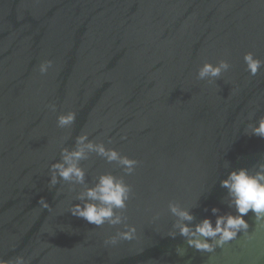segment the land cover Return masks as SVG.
Listing matches in <instances>:
<instances>
[{"label":"water","instance_id":"obj_1","mask_svg":"<svg viewBox=\"0 0 264 264\" xmlns=\"http://www.w3.org/2000/svg\"><path fill=\"white\" fill-rule=\"evenodd\" d=\"M247 52L264 61L260 0H0V260L264 264V219L252 212L246 232L209 253L189 246L171 211H190L193 227L215 222L235 211L221 181L264 170V137L252 131L264 118V65L251 75ZM220 60L227 71L199 76ZM68 112L74 122L59 126ZM84 133L135 170L88 152L84 183L52 184V166ZM104 173L131 187L119 224L72 211Z\"/></svg>","mask_w":264,"mask_h":264},{"label":"clouds","instance_id":"obj_2","mask_svg":"<svg viewBox=\"0 0 264 264\" xmlns=\"http://www.w3.org/2000/svg\"><path fill=\"white\" fill-rule=\"evenodd\" d=\"M264 3V0H260ZM244 62L247 71L251 75L257 74L264 61H261L252 52L244 55ZM50 63V62H48ZM48 64L41 66V71L47 70ZM227 60H220L218 64L205 63L199 71L201 78L219 77L222 72L229 69ZM75 112L61 114L58 117V124L61 127L70 125L75 120ZM253 133L264 137V118L259 120L258 126L252 129ZM88 152H96L104 156L109 162L118 161L128 174H131L137 165L135 159L121 155L115 148L107 147L103 142L96 143L88 139V134L84 133L77 138V147L63 152V160L54 164L52 184L57 182V175L65 181H75L84 183L85 170L80 165V161L86 158ZM221 186L228 189L229 204L235 211L218 215L215 222L210 217L204 218L193 227L184 221L194 220L193 214L187 209H181L176 205L171 207V211L180 218L176 227L180 234L188 237V244L200 252H213L218 247L236 239L241 233L249 229V221L246 219L249 212H252L257 221L264 219V170L250 172L247 168H240L229 173L227 178L221 181ZM131 187L125 182L123 177H117L112 173H104L99 176L98 182L88 187L82 192L79 198L85 201L82 205L73 207V214L86 219L90 223L102 225L105 222L119 224L122 217L116 214V209L126 207L129 199ZM218 208H213L215 214ZM135 233L132 226L128 231L120 233L121 238L131 239ZM112 243L116 242L113 237ZM107 243V241H106ZM0 264H13L10 261L0 260Z\"/></svg>","mask_w":264,"mask_h":264}]
</instances>
